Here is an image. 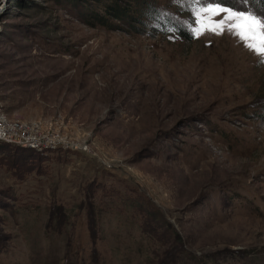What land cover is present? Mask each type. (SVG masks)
Returning <instances> with one entry per match:
<instances>
[{
	"label": "rangeland",
	"instance_id": "374dc122",
	"mask_svg": "<svg viewBox=\"0 0 264 264\" xmlns=\"http://www.w3.org/2000/svg\"><path fill=\"white\" fill-rule=\"evenodd\" d=\"M154 1L191 40L92 27V0H5L4 112L75 146L0 145V264H264V62Z\"/></svg>",
	"mask_w": 264,
	"mask_h": 264
},
{
	"label": "snow or ice",
	"instance_id": "6c2138e0",
	"mask_svg": "<svg viewBox=\"0 0 264 264\" xmlns=\"http://www.w3.org/2000/svg\"><path fill=\"white\" fill-rule=\"evenodd\" d=\"M192 15L190 31L194 38L204 35H232L264 62V0H242L241 10L224 0H177ZM165 31L168 28L161 24Z\"/></svg>",
	"mask_w": 264,
	"mask_h": 264
},
{
	"label": "trees",
	"instance_id": "16d2710c",
	"mask_svg": "<svg viewBox=\"0 0 264 264\" xmlns=\"http://www.w3.org/2000/svg\"><path fill=\"white\" fill-rule=\"evenodd\" d=\"M68 1L74 2L75 0ZM92 1L96 8L95 11L91 12V15H89L86 19L87 24L92 27L101 26L107 29H112L117 27L116 23L118 22H124L131 25L133 23H148L155 24L154 27H156V29L161 33L168 34L169 32H175L185 39H192L188 29L177 20L161 12L154 0ZM120 1H122V3H119ZM224 2L229 5L234 3L235 7L240 8L241 10L246 7L243 5L242 0H224ZM259 7H264V5ZM161 24L165 25L168 28V31H165L164 28L161 27ZM3 144L4 143L0 142V145ZM189 261L193 263L195 259L190 257Z\"/></svg>",
	"mask_w": 264,
	"mask_h": 264
},
{
	"label": "built area",
	"instance_id": "2783aa9c",
	"mask_svg": "<svg viewBox=\"0 0 264 264\" xmlns=\"http://www.w3.org/2000/svg\"><path fill=\"white\" fill-rule=\"evenodd\" d=\"M5 0H0V11ZM63 122L37 120L33 122L11 121L4 112L0 94V142L35 149L73 148L75 142L66 136ZM86 151L87 148H84Z\"/></svg>",
	"mask_w": 264,
	"mask_h": 264
}]
</instances>
